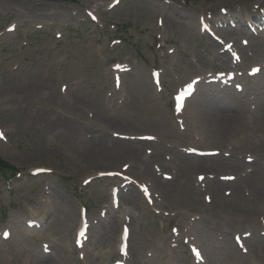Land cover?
I'll list each match as a JSON object with an SVG mask.
<instances>
[{"label": "rangeland", "instance_id": "obj_1", "mask_svg": "<svg viewBox=\"0 0 264 264\" xmlns=\"http://www.w3.org/2000/svg\"><path fill=\"white\" fill-rule=\"evenodd\" d=\"M73 1L0 0V157L19 171L10 182L0 179V264H39L48 258L57 264H110L118 257L124 225L132 229L128 264H193L186 241L195 229L199 244L225 263L228 252L220 248L222 238L203 231L222 219L215 218L212 208L205 220L209 214L204 205L211 203L193 189L201 172L193 171L184 189L171 195L155 186L144 190L143 184H153L150 174L165 185L175 183L173 170L164 167L180 164L179 155L192 165L195 157L188 155L187 148L217 149L209 143L178 142L163 130L185 135L195 127L190 104L185 115L174 116L175 89L203 77L201 73L233 67L230 60L218 59L220 49L211 47L199 29L201 17L218 15L213 5H221L218 17L226 16L222 10L226 4L223 0ZM257 3L248 1L245 9ZM178 8L183 12L177 14ZM167 19L180 28L165 29ZM117 63L132 66V72L122 79L117 71L114 78ZM153 68L166 71L163 91L153 85ZM121 80L122 87L114 84ZM199 92L194 102L201 104L207 94ZM212 92L236 102L230 93ZM112 133L155 140H117L121 152L111 153L118 143L103 137L112 138ZM192 134L201 137L200 143L204 139L198 131ZM139 145H143L139 169L145 174L133 169L122 150ZM124 166L130 167L126 177L141 184V190L128 187L126 178L128 188L123 193L121 182L105 176L124 172ZM36 171L42 174L34 175ZM230 173L234 172L221 175ZM164 174L173 179H165ZM114 187L121 192L116 205L111 203ZM129 196L138 201L127 203ZM64 204L76 215L71 232L60 228ZM84 207L89 209L92 235L81 261L74 242ZM29 220L37 221L36 227L30 228ZM113 230L115 241L110 243Z\"/></svg>", "mask_w": 264, "mask_h": 264}, {"label": "bare ground", "instance_id": "obj_2", "mask_svg": "<svg viewBox=\"0 0 264 264\" xmlns=\"http://www.w3.org/2000/svg\"><path fill=\"white\" fill-rule=\"evenodd\" d=\"M249 0H223L226 4V8H231L233 15H238L237 5L241 6V13L245 9V5H248ZM261 4L264 8V3L261 0H253ZM257 3V5H259ZM254 4V2H252ZM256 4V3H255ZM254 6V5H253ZM221 5H213L212 9L215 13H219ZM183 11L178 8L176 13H182ZM166 26L171 29L172 32L175 28L179 29V23L171 20L173 23L168 22ZM228 37L234 36L233 33H226ZM251 45L248 48H239V52L244 57L247 56V49L258 50L264 48V32H259V41L255 42L249 37ZM263 43V45H260ZM256 60L259 61L264 53L255 52ZM207 101L201 105H194L192 107L191 118L194 120V131H198L199 134L204 135L205 140L212 145H215L223 151L231 152L230 158L225 156L219 158H206L196 159L193 164L189 162H183L173 167H164L165 169L175 168L177 173L175 174L176 181L172 184H163L161 179L154 176L148 175L150 179H153V186L155 189L160 190L164 195H171L178 192L184 184L189 181V178L193 171L196 169L201 172L200 175H216V178L212 180L214 183L209 186V193L214 196V201L211 206H204L205 213L212 214V209L215 218L222 219V223H211L205 226L203 231L207 229L211 232L223 233L225 235L230 234L233 230L242 231L248 230L254 234V238L247 240L246 244L250 247V253L248 256L242 255L233 244L226 243L228 253L226 262L221 263L214 258L213 251L208 252L210 264H264V238L259 236L260 220L264 218V85L255 84L251 85L246 89L247 100H243L244 95H235L236 102L233 103L226 99L218 98L215 95H210L209 90ZM245 91V92H246ZM246 94V95H247ZM242 101H239V100ZM250 99V100H249ZM141 103H145L143 96L139 97ZM249 100V101H248ZM255 106L253 110L252 107ZM193 122V121H192ZM166 135L171 136L172 139H176L178 142H184L187 137L181 135L178 131L168 132L163 130ZM111 140L104 137L103 141ZM118 143L117 140H111ZM110 141V142H111ZM109 142V145H110ZM113 143V142H112ZM114 144V143H113ZM143 145H139L136 148L129 146L123 147V153L127 152L130 161H132V167L135 171L140 174L146 172L139 169V165H143V162L139 160V149ZM113 147V146H112ZM105 149V148H104ZM97 153L102 154L101 149L96 150ZM121 149L118 144H114V149L111 153H120ZM252 154L256 157V161L253 166L248 167L243 161L244 156ZM247 158V157H246ZM158 160H163L160 158ZM174 169V170H175ZM249 169L252 171L249 172ZM232 171L239 177L236 183H226L219 179L220 172ZM110 172V171H109ZM234 175V174H231ZM196 183V182H195ZM177 186V187H175ZM186 188V185H185ZM179 189V190H178ZM187 189V188H186ZM195 193L201 194L199 188L193 187ZM233 191L231 197H226L224 190ZM62 200V198H61ZM138 198L135 196H129L126 199L127 203H136ZM64 203V202H63ZM64 208L60 218V228L73 231L77 223L76 215L73 209L69 208L67 204L62 206ZM57 218V217H56ZM55 218V220H56ZM234 233V231L232 232ZM116 231H112L109 237V242L115 241ZM207 238V237H206ZM207 254V251H206ZM57 264L56 259H43L39 264Z\"/></svg>", "mask_w": 264, "mask_h": 264}, {"label": "trees", "instance_id": "obj_3", "mask_svg": "<svg viewBox=\"0 0 264 264\" xmlns=\"http://www.w3.org/2000/svg\"><path fill=\"white\" fill-rule=\"evenodd\" d=\"M3 166H4V165H3L2 161L0 160V169H1Z\"/></svg>", "mask_w": 264, "mask_h": 264}, {"label": "snow or ice", "instance_id": "obj_4", "mask_svg": "<svg viewBox=\"0 0 264 264\" xmlns=\"http://www.w3.org/2000/svg\"><path fill=\"white\" fill-rule=\"evenodd\" d=\"M0 138H2V134H0Z\"/></svg>", "mask_w": 264, "mask_h": 264}]
</instances>
